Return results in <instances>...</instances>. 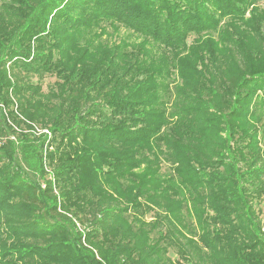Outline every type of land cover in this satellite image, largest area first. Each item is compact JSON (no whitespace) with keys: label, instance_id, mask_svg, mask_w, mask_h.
Returning <instances> with one entry per match:
<instances>
[{"label":"trees","instance_id":"obj_1","mask_svg":"<svg viewBox=\"0 0 264 264\" xmlns=\"http://www.w3.org/2000/svg\"><path fill=\"white\" fill-rule=\"evenodd\" d=\"M262 2L0 0V264H264Z\"/></svg>","mask_w":264,"mask_h":264},{"label":"rangeland","instance_id":"obj_2","mask_svg":"<svg viewBox=\"0 0 264 264\" xmlns=\"http://www.w3.org/2000/svg\"><path fill=\"white\" fill-rule=\"evenodd\" d=\"M261 5L264 7V2H262ZM120 33H121L120 34L121 37L127 36V38L129 39H134V37L131 36V34L123 33L122 31ZM53 81H54L53 77H46L43 81V88L45 89L46 85L52 83ZM163 170H165V167H163ZM258 208L260 209V218H261L263 229H264V199L261 201Z\"/></svg>","mask_w":264,"mask_h":264}]
</instances>
